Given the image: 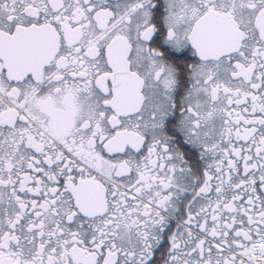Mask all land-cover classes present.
I'll return each mask as SVG.
<instances>
[{
    "label": "snow or ice",
    "instance_id": "1",
    "mask_svg": "<svg viewBox=\"0 0 264 264\" xmlns=\"http://www.w3.org/2000/svg\"><path fill=\"white\" fill-rule=\"evenodd\" d=\"M0 264H264V0H0Z\"/></svg>",
    "mask_w": 264,
    "mask_h": 264
}]
</instances>
